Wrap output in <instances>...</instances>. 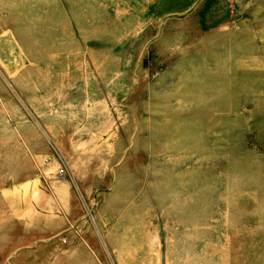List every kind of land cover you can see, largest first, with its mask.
Here are the masks:
<instances>
[{
    "label": "rangeland",
    "instance_id": "374dc122",
    "mask_svg": "<svg viewBox=\"0 0 264 264\" xmlns=\"http://www.w3.org/2000/svg\"><path fill=\"white\" fill-rule=\"evenodd\" d=\"M33 232L264 264V0H0V264Z\"/></svg>",
    "mask_w": 264,
    "mask_h": 264
},
{
    "label": "crops",
    "instance_id": "0c3cea01",
    "mask_svg": "<svg viewBox=\"0 0 264 264\" xmlns=\"http://www.w3.org/2000/svg\"><path fill=\"white\" fill-rule=\"evenodd\" d=\"M31 235L33 236H27V242L31 239L34 242L28 245L24 243L18 250L19 260L24 259V264H108L104 257L101 258L106 253V248L115 255L117 264H132L136 259L130 250L129 253L121 252L120 247L112 242L113 236L109 239L111 247L103 249L92 243L91 238L85 242H73V238L68 237V242L62 243L60 238L50 240L41 232H33ZM83 238L87 239L86 236ZM42 255L45 257L41 259ZM30 256L34 258L33 263L27 262Z\"/></svg>",
    "mask_w": 264,
    "mask_h": 264
},
{
    "label": "built area",
    "instance_id": "2783aa9c",
    "mask_svg": "<svg viewBox=\"0 0 264 264\" xmlns=\"http://www.w3.org/2000/svg\"><path fill=\"white\" fill-rule=\"evenodd\" d=\"M60 172L62 174V171H60ZM61 240H62V242H66L67 241V238L66 237H63Z\"/></svg>",
    "mask_w": 264,
    "mask_h": 264
}]
</instances>
